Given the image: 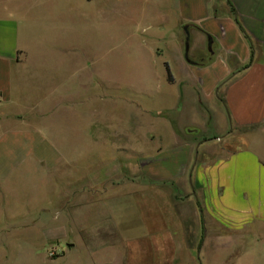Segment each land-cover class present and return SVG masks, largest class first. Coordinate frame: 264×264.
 <instances>
[{"label": "crops", "instance_id": "obj_1", "mask_svg": "<svg viewBox=\"0 0 264 264\" xmlns=\"http://www.w3.org/2000/svg\"><path fill=\"white\" fill-rule=\"evenodd\" d=\"M52 1L0 0V264H21V251H30L36 239L59 246L60 264H92L70 251L86 250L95 254L89 256L94 261L98 251L86 243L87 237L95 245L106 243L99 228H91L92 234L80 230L73 241L60 218L86 202L89 188L97 194L113 187L114 195H135L132 188L120 187L117 180L125 172L119 175L116 167L105 173L107 184L83 178L72 189L70 176L59 170L69 160L67 127L59 139L45 123L55 109L68 107L69 88H50L53 78L37 70L49 64L32 60L36 49L30 42L33 31L44 25L40 19L53 17ZM159 2L167 10L151 53L161 60L147 59L127 74L137 83L165 89L159 92L160 109L153 112L165 121L162 133L147 136L158 141L157 150L140 165L141 174L165 187L142 189L148 203L145 209L143 203L137 206L144 211L143 233L131 226L119 235L124 243L168 237L161 248L150 249L158 261L168 241L175 245L173 264H264V0ZM30 82L43 84V91L27 89ZM96 137L97 148L102 147ZM105 144L114 147V158L118 149L122 154L135 146ZM207 147L217 152L199 151ZM13 179L19 184L14 203L5 189ZM36 179L46 181L45 198L32 182ZM46 252L45 260L56 264Z\"/></svg>", "mask_w": 264, "mask_h": 264}, {"label": "rangeland", "instance_id": "obj_2", "mask_svg": "<svg viewBox=\"0 0 264 264\" xmlns=\"http://www.w3.org/2000/svg\"><path fill=\"white\" fill-rule=\"evenodd\" d=\"M51 7L53 17L44 15L43 20L40 19L44 25L33 31L30 42L36 49L32 60L40 66V63L49 64L48 68L42 66L37 70L42 71L44 76L47 72L53 78L50 88H69L68 107L55 109L54 115L45 123V126L55 129L59 139L62 137L63 127H67L64 150L69 160L59 170L70 176L72 189L75 184H83V178L86 183L91 178H101L105 182L104 179L109 177L105 173L116 167L119 175L125 172L124 178L119 176L117 180L123 183L120 187L132 188L135 192L130 197L125 196L127 191H118L114 195L117 189L113 187H105L107 189L98 194L96 188H89L84 196L86 202L75 210L64 213V217L60 219L68 223L69 231L74 236L71 237L73 241H77L76 232L85 229L92 234L91 228H99L101 237L107 241L95 245L92 242L94 238L87 237L90 242L86 246L92 251H98L94 261L90 257L95 254L76 247L70 254L85 260L88 257L92 264L105 260L107 264H126L128 258H133L134 264H142L143 261L146 264H173L174 260L171 258L175 245L171 242H166L165 253L159 252L162 261L157 260L156 251L150 250L157 246L161 248V244L169 239L164 238L163 234L132 239L135 242L128 243H124L119 235L120 231L131 226L136 234L143 233L141 222L144 211L138 210L137 206L139 204L141 207L143 203L142 209H145L148 208V203L141 196L142 189L165 187L163 183L150 181L141 174L140 166L142 159L157 150L155 147L158 146V141L155 138L147 141V136H156L161 132L159 126L165 125L163 117L153 114L160 109L159 92L162 94L165 89L159 90L158 84L137 83L127 72L147 59L161 60L155 53H151V48L157 44L155 35L158 28L164 26L161 16L162 11L167 10V4L159 0H53ZM62 81L65 85L61 84ZM27 89H36L40 94L43 84L30 82ZM27 97L35 98L33 94ZM57 101L55 98L53 102ZM95 135L103 142L102 147L97 148ZM79 140L81 145L77 143ZM111 141L113 145L125 143L135 146L128 148L127 153L123 149L122 154L118 149V156L114 158V147L105 144ZM202 150L211 155L212 152H217L212 147L199 149ZM37 170L45 171L41 167ZM32 182L39 184L38 188L43 193L40 197L45 198L46 181L36 179ZM18 185L13 179L5 186L8 194H11L12 203ZM149 205L151 207L152 203ZM52 244L36 239L31 243L30 251H21L19 262L50 264L45 260L48 251L49 257L54 258V263L60 264V248ZM77 245L83 246L80 243ZM60 246L66 248L64 244ZM237 264L244 263L241 261Z\"/></svg>", "mask_w": 264, "mask_h": 264}, {"label": "trees", "instance_id": "obj_3", "mask_svg": "<svg viewBox=\"0 0 264 264\" xmlns=\"http://www.w3.org/2000/svg\"><path fill=\"white\" fill-rule=\"evenodd\" d=\"M167 71H168V68H167ZM168 80L170 81L171 80V76L169 74V71H168Z\"/></svg>", "mask_w": 264, "mask_h": 264}]
</instances>
